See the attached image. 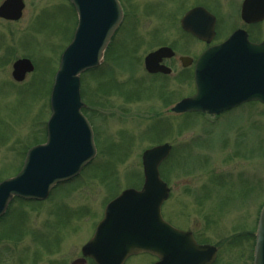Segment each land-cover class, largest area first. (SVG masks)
Here are the masks:
<instances>
[{
	"label": "rangeland",
	"instance_id": "obj_1",
	"mask_svg": "<svg viewBox=\"0 0 264 264\" xmlns=\"http://www.w3.org/2000/svg\"><path fill=\"white\" fill-rule=\"evenodd\" d=\"M24 1L20 21L0 19V182L46 141L54 77L78 24L69 0ZM157 1L123 0L129 16L102 67L81 76L97 156L48 200L11 204L0 220V264H72L106 205L142 188L143 153L166 143L173 150L160 167L171 189L164 219L218 247L217 264H253V233L264 208V105L218 118L173 116L171 108L195 92L192 62L173 63L174 73L163 78L149 76L144 59L169 46L193 61L206 46L182 35L169 16L183 0ZM207 1L214 8L217 0ZM25 58L35 71L17 83L13 64Z\"/></svg>",
	"mask_w": 264,
	"mask_h": 264
},
{
	"label": "water",
	"instance_id": "obj_2",
	"mask_svg": "<svg viewBox=\"0 0 264 264\" xmlns=\"http://www.w3.org/2000/svg\"><path fill=\"white\" fill-rule=\"evenodd\" d=\"M69 1L78 14V25L54 78L47 141L29 150L16 177L0 183V218L15 198L46 200L59 184L76 178L97 154L92 128L82 113L85 104L80 93V77L100 66L122 22L123 11L117 0ZM24 8L23 0H6L0 6V18L19 21ZM199 14L197 10L188 14L183 26L211 42L215 20L207 18L209 24L204 32L205 28L197 23ZM243 19L249 23L264 20V0H248ZM171 54L173 52L167 48L150 54L146 58L147 70L150 73L163 71L159 63ZM182 61L187 67L189 60ZM33 71L32 62L21 59L14 63L12 75L17 82H23ZM195 83L197 94L177 104L174 112L214 115L251 101L264 104V43L252 44L244 32H236L198 60ZM171 149L165 144L144 152L143 188L124 191L106 207L94 237L83 248L85 257L96 264H123L130 256L148 252L160 259L158 264L214 262V247L198 245L192 234L173 228L162 218L161 207L170 190L160 177L159 167L169 157ZM73 264L81 262L77 260ZM254 264H264V208L256 233Z\"/></svg>",
	"mask_w": 264,
	"mask_h": 264
},
{
	"label": "flooded vegetation",
	"instance_id": "obj_3",
	"mask_svg": "<svg viewBox=\"0 0 264 264\" xmlns=\"http://www.w3.org/2000/svg\"><path fill=\"white\" fill-rule=\"evenodd\" d=\"M118 1L120 2L121 6L123 8L124 18H123V22H122L119 30L117 31V33L121 30L126 19L129 16V13L126 10V5L124 4L123 0H118ZM247 1L248 0H217V1H215V3H214L215 7L213 8L210 5L211 3H209L207 0H183L181 8L172 9L168 13L169 16L171 17L172 21L174 22V24H176V26H178V29L182 33V35L192 39L193 41L198 42L199 44H202L204 47L206 46L205 49H203L201 51V53L193 61H191L192 62L191 70H192L193 81H194L195 63H196L197 59L209 47L220 45V44L226 42L237 31H244L251 43L258 44V43L264 42V38L260 39V36L262 34L260 29H261V27L264 26V21L263 22H255V23H246L243 20L242 14H243L244 7L247 4ZM157 4H162L164 6L163 0H158ZM231 9L235 13V18H232L234 21H232V19H231V22H230L229 16L231 15ZM196 10L199 11V13H200L199 17L197 19L198 26H203L202 28L203 29L205 28L204 32H206L207 25L209 24L207 18L210 16V17H214V19H215L214 37L212 39L211 44H207L206 42L200 40L199 38H197L193 34L187 32L183 26L184 18L189 13H191L192 11H196ZM172 13H174L173 17H172ZM192 23L196 25L195 21H192ZM232 26H233V28L231 30ZM204 32H203V34H204ZM117 33L113 37L111 44L109 45V47H108V49L104 55V60H105L106 54H108V51H109L110 47L112 46V43H113L115 37L117 36ZM164 47L170 48L174 52L173 56L163 58L162 61L160 62V65L165 66L167 69L170 70V72L168 74H164L162 72H159L156 74L148 73V75L151 77H163L164 78V77L171 76L174 73L173 63H179L181 60V64H182V58H187L186 56H181V57L177 56L174 48L169 47V46H161L152 52H155V51H157L161 48H164ZM152 52H150V53H152ZM144 63H145V59H144ZM182 66H183V64H182ZM194 85H195V82H194ZM195 92L188 97L193 96L195 94ZM253 104H258V103L257 102L248 103V104L242 105L238 108H235L231 111L222 113L218 116H212V115H208V114H198V113H192L191 115H200V116L209 117V118H218L221 115H224L226 113L232 112V111L237 110V109H240L244 106L253 105ZM172 114H173V116L174 115L177 116V114H174L173 112H172ZM194 238H195V240H197V242L200 245H207L205 243H201L195 235H194ZM82 248L80 250L79 258H77L76 260H79V262H81V264H95V262L92 259L85 258L83 256ZM218 260H219V249L217 247V257H216L214 264H217ZM159 262H160V259L156 255H154L152 253L142 252V253L128 257L123 264H157Z\"/></svg>",
	"mask_w": 264,
	"mask_h": 264
},
{
	"label": "bare ground",
	"instance_id": "obj_4",
	"mask_svg": "<svg viewBox=\"0 0 264 264\" xmlns=\"http://www.w3.org/2000/svg\"><path fill=\"white\" fill-rule=\"evenodd\" d=\"M86 167H88V166H86Z\"/></svg>",
	"mask_w": 264,
	"mask_h": 264
}]
</instances>
